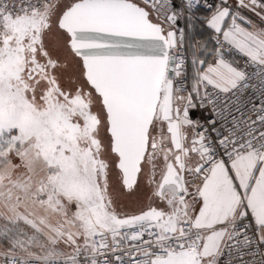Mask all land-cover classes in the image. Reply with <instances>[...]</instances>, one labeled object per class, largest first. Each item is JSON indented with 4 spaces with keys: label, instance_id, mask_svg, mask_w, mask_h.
<instances>
[{
    "label": "snow or ice",
    "instance_id": "6c2138e0",
    "mask_svg": "<svg viewBox=\"0 0 264 264\" xmlns=\"http://www.w3.org/2000/svg\"><path fill=\"white\" fill-rule=\"evenodd\" d=\"M0 264H264V0H0Z\"/></svg>",
    "mask_w": 264,
    "mask_h": 264
}]
</instances>
